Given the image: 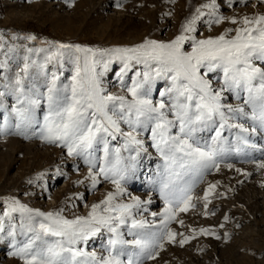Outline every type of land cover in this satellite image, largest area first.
Instances as JSON below:
<instances>
[{
  "label": "snow or ice",
  "instance_id": "snow-or-ice-1",
  "mask_svg": "<svg viewBox=\"0 0 264 264\" xmlns=\"http://www.w3.org/2000/svg\"><path fill=\"white\" fill-rule=\"evenodd\" d=\"M223 2L232 7L247 5L249 0H221ZM221 3L207 0L196 7L181 25L179 34L168 41L145 39L135 47L107 50L57 45L58 49L77 54L75 73L69 83H63L60 76L53 73L47 80L46 92L40 93L39 89L26 86V80L30 78L29 63L16 73L13 84L5 86L11 89L15 98L10 110L17 120L14 134L27 139L30 138L28 130L39 126V131L34 134L43 142L66 148L68 156L85 157L90 165L87 179L93 188L100 182L98 176L114 186L103 200L91 206L86 217L72 220L63 216V209L45 214L39 211L31 213L19 206L22 212L29 213V219L33 216L42 218L38 225L28 226V231L34 235L12 253L23 264H125L121 257L126 249H139L138 253H128L126 264H144L145 260L158 257V250L164 248L165 241L174 244L180 235L182 247L195 238V229H192V236H185L169 227L179 213L196 207L192 203L195 181L189 184L182 177L194 173L196 179L201 180L213 169L219 171L221 163L229 169L233 167L226 162L225 154L231 146L224 137L225 131L231 133L237 129L236 142L246 145L248 140L243 133L264 130V12L225 17L220 13ZM256 3L264 7V0H256ZM225 21L235 27L225 28L216 36L198 38V25L204 24L211 30L214 25ZM98 56H114L124 62L122 84L123 76L132 70L133 65L144 66L146 70L142 73L137 71L136 78L127 87L130 100L125 96L104 93L99 78L103 72H97V64L101 62L96 59ZM107 63H104L105 70ZM4 66L0 62V68ZM217 72L222 73L218 88L212 83V74ZM157 78L170 81V86L159 93L161 97L167 96L168 101L161 99L154 103L150 98L152 82ZM225 92L234 93L237 99L242 98L243 104L233 106L224 103ZM241 93L245 95L241 97ZM6 95L7 92L0 91V98ZM0 107H3L2 99ZM38 110H44L42 125ZM3 111L8 112V109L3 107ZM240 118H250L253 126L248 128L242 123L232 122ZM121 122L130 130L123 131ZM177 128L178 132L174 133L173 129ZM138 130H150L152 146L164 159L168 173L160 192L165 208L158 225L136 218L140 211H147L145 205L151 200L133 198L132 203H121L118 199L125 194L122 182L126 174L121 167V148L111 149L109 138L123 137V149L127 151L135 146L138 156L141 149L147 151L143 148V141L137 138ZM8 132V117L5 116L0 135ZM203 132L214 133L210 142L202 143L198 134ZM101 144L104 163L97 169L92 153L96 150L94 146ZM257 167L264 168V161L257 163ZM216 187V184H209L204 191L205 214L209 196ZM15 210V206L10 209ZM156 215L153 213V217ZM228 219L224 217L225 222ZM179 223L183 225L184 222L180 220ZM124 228H127L128 235L134 237L132 240L124 239ZM102 233L108 234L106 243L102 245L107 256H98L95 251L89 253L77 247ZM199 234L219 239L211 229L201 228Z\"/></svg>",
  "mask_w": 264,
  "mask_h": 264
},
{
  "label": "rangeland",
  "instance_id": "rangeland-1",
  "mask_svg": "<svg viewBox=\"0 0 264 264\" xmlns=\"http://www.w3.org/2000/svg\"><path fill=\"white\" fill-rule=\"evenodd\" d=\"M205 2L207 0H0V62L5 65L0 68V91L8 93L0 98L3 107L8 109L4 112L0 107V128L4 127L5 116L8 117L9 128L8 134L0 135V264H23L12 253L34 235L28 231V226L38 225L42 220L35 216L29 219V213L22 212L19 206L31 213L39 211L45 214L63 209V216L72 220L86 217L93 204L99 203L109 191L114 190L110 182L99 176L100 182L93 188L87 179L90 165L85 157L68 156L66 148L43 142L34 134L39 131V126L28 130L30 138L27 139L14 134L17 120L10 110L15 98L11 89L5 86L14 83L16 73L25 63L31 65L26 86L39 89L40 93L46 92L47 80L53 73L60 76L63 83H69L75 73L77 54L58 49L57 45L107 50L135 47L145 39L168 41L179 34L185 20ZM258 12H264V7L256 0L232 7L223 2L220 7V13L225 17L251 16ZM230 27L235 26L227 21L214 25L211 30L200 24L197 36H216ZM60 52L63 55H58ZM96 59L101 61L97 64V72H103L99 78L104 93L125 96L130 100L127 87L131 86L137 71L142 73L146 70L144 66L133 65L132 70L123 76L122 84L123 61L114 56H98ZM105 62H108L106 70ZM221 81L222 73L212 74L214 87L218 88ZM169 86L170 81L163 78L152 82L150 98L154 103L161 99L168 101L167 96L161 97L159 93ZM244 95L241 93V97ZM224 96V103L233 106L243 104V99H237L234 93L225 92ZM37 115L42 125L44 110H38ZM232 122L242 123L248 128L253 126L250 118ZM121 128L125 132L130 130L123 122ZM138 131L137 138L147 149H141L138 156L135 146L127 151L123 149V137L118 136L116 140L109 138L111 149L121 148V167L126 174L122 182L125 194L118 199L121 203H132L133 198L151 200L145 205L147 211H140L136 218L158 225L165 208L160 192L168 173L164 159L152 146L150 130ZM237 131L224 132L231 146L225 154L226 162L233 165L231 169L221 163L219 171L213 169L201 180H197L194 173L182 177L189 184L195 181L192 203L196 207L179 213L169 227L185 236H192V229H195V238L182 247L179 244L180 235H177L174 244L165 241L164 248L158 250V257L145 260L144 264H264V168L257 167V163L264 161V130L243 133L248 140L246 145L236 142ZM173 132L177 133L178 128ZM213 134L203 132L198 136L203 143L210 142ZM94 147L96 150L92 158L98 169L104 163L103 146ZM209 184H216L217 187L209 196L210 203L205 214L203 196ZM14 206L16 210L10 211ZM153 213L157 215L153 217ZM225 216L229 218L227 222ZM180 220H183V225ZM201 228L213 230L219 239L212 235H200ZM122 231L124 239L134 238L127 234V228ZM107 239L108 234L102 233L77 247L89 253L95 251L98 256H107L102 247ZM129 252L138 253L139 249L125 250V255L121 257L125 264Z\"/></svg>",
  "mask_w": 264,
  "mask_h": 264
},
{
  "label": "bare ground",
  "instance_id": "bare-ground-1",
  "mask_svg": "<svg viewBox=\"0 0 264 264\" xmlns=\"http://www.w3.org/2000/svg\"><path fill=\"white\" fill-rule=\"evenodd\" d=\"M152 198V197H151ZM153 200V199H152ZM156 200V199H155Z\"/></svg>",
  "mask_w": 264,
  "mask_h": 264
}]
</instances>
